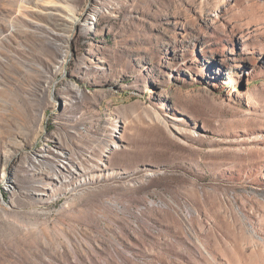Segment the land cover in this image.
Here are the masks:
<instances>
[{
    "label": "rangeland",
    "instance_id": "374dc122",
    "mask_svg": "<svg viewBox=\"0 0 264 264\" xmlns=\"http://www.w3.org/2000/svg\"><path fill=\"white\" fill-rule=\"evenodd\" d=\"M0 264H264V0H0Z\"/></svg>",
    "mask_w": 264,
    "mask_h": 264
}]
</instances>
